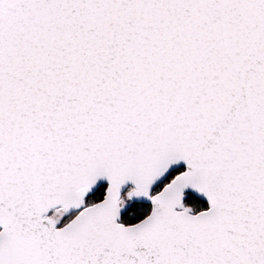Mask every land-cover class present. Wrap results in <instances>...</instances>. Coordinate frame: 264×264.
Masks as SVG:
<instances>
[{"label":"snow or ice","instance_id":"snow-or-ice-1","mask_svg":"<svg viewBox=\"0 0 264 264\" xmlns=\"http://www.w3.org/2000/svg\"><path fill=\"white\" fill-rule=\"evenodd\" d=\"M0 264H264V0H0Z\"/></svg>","mask_w":264,"mask_h":264}]
</instances>
